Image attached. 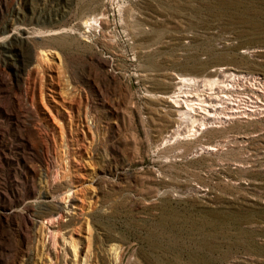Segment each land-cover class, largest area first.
I'll return each instance as SVG.
<instances>
[{"label":"rangeland","instance_id":"obj_1","mask_svg":"<svg viewBox=\"0 0 264 264\" xmlns=\"http://www.w3.org/2000/svg\"><path fill=\"white\" fill-rule=\"evenodd\" d=\"M219 68L264 80V0H0V264H264V113L164 99Z\"/></svg>","mask_w":264,"mask_h":264},{"label":"bare ground","instance_id":"obj_2","mask_svg":"<svg viewBox=\"0 0 264 264\" xmlns=\"http://www.w3.org/2000/svg\"><path fill=\"white\" fill-rule=\"evenodd\" d=\"M214 73H216L213 75L214 79L178 76L175 84L176 90L172 95L164 97L169 106L177 113V120L179 121L177 131L184 130L185 123L189 121L195 126L197 125V130H193L197 132L215 123L242 118L249 111L246 109V104L253 103V100L256 101L252 105V108L255 109L251 111L264 113V109L259 105L264 98V81L262 78L241 72L236 73L226 68H219ZM244 92L247 93L243 94ZM249 93H252L250 97H248ZM62 107L64 106L62 105ZM206 107L212 109L213 114L208 111L205 113ZM210 117H213V120L209 121ZM208 149L214 148L208 147ZM51 223H53L52 220Z\"/></svg>","mask_w":264,"mask_h":264},{"label":"built area","instance_id":"obj_3","mask_svg":"<svg viewBox=\"0 0 264 264\" xmlns=\"http://www.w3.org/2000/svg\"><path fill=\"white\" fill-rule=\"evenodd\" d=\"M238 73V72H236ZM255 76V75H254ZM263 80V79H262ZM264 81V80H263ZM247 92H244L243 94H246ZM252 95V93H249V96L250 97ZM256 102L255 100H253V103ZM253 103H247L246 104V109L249 110L247 111L248 114H245L244 116H242V118H247V117H253V116H260L262 115L263 113H260V112H253L251 111L252 109H255L254 107L252 108V105H254ZM259 105L261 106V108H263V104L262 103H259ZM245 107V106H243ZM236 108L234 107V110ZM264 109V108H263ZM212 109H210L209 107H206V112L205 113H208L210 112L211 114H213V112H211ZM208 111V112H207ZM204 115V112L202 113ZM241 118V117H240ZM213 120V117H210L209 121Z\"/></svg>","mask_w":264,"mask_h":264}]
</instances>
